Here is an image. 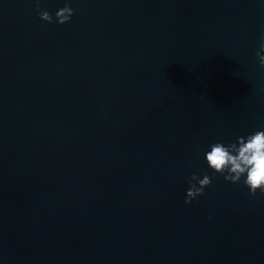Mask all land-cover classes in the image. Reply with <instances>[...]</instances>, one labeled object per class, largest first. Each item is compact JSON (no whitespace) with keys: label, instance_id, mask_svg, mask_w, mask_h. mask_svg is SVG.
<instances>
[{"label":"water","instance_id":"1","mask_svg":"<svg viewBox=\"0 0 264 264\" xmlns=\"http://www.w3.org/2000/svg\"><path fill=\"white\" fill-rule=\"evenodd\" d=\"M70 7L0 0V264H264V195L204 160L264 130V0Z\"/></svg>","mask_w":264,"mask_h":264},{"label":"clouds","instance_id":"2","mask_svg":"<svg viewBox=\"0 0 264 264\" xmlns=\"http://www.w3.org/2000/svg\"><path fill=\"white\" fill-rule=\"evenodd\" d=\"M39 19L45 23L64 25L70 22L74 15V9L70 7V0H66L65 6L58 9L53 17L51 13L39 8ZM264 49V42L261 44ZM259 56L260 66L264 67V55ZM209 151L204 155V160L214 174L223 176L226 182L238 184L241 177H245L243 183L248 188L250 196H255L259 191L264 195V130H258L247 137H238L235 143L225 145L216 142L209 145ZM214 177L207 174L200 178L197 174L188 177V188L185 193L184 204L188 205L198 197L203 196Z\"/></svg>","mask_w":264,"mask_h":264}]
</instances>
